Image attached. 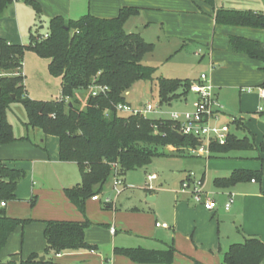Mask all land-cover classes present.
<instances>
[{
	"label": "trees",
	"instance_id": "1",
	"mask_svg": "<svg viewBox=\"0 0 264 264\" xmlns=\"http://www.w3.org/2000/svg\"><path fill=\"white\" fill-rule=\"evenodd\" d=\"M16 1L33 7L40 16L42 7L36 0H0V18ZM215 9L217 26L242 27L264 31V12L215 8V0H204ZM137 7H123L114 18H101L88 14L79 20H66L56 16L50 20L49 33L32 34L29 44H13L0 38V150L3 146L24 140L16 138L9 121L12 105L22 104L28 116L27 125L43 130L46 136L59 140V159L79 166L82 181L65 190L67 198L85 213L86 203L101 195L110 178L117 173L149 166L157 157L167 154L174 147L185 152L199 145L191 136L178 139L176 122L170 119H154L139 115H121L116 107L128 103L126 93L139 81H154L157 68L145 65L143 60L154 50L153 43L145 41L141 34L128 33L124 24L139 14ZM229 50L260 62L264 71V42L243 36L229 38ZM31 51L48 60L52 77L61 79V99L36 101L25 90L23 57ZM18 71V73H16ZM160 103H171L186 98L195 82L191 79L156 78ZM93 86L108 87V91L93 96ZM86 93L83 106L81 95ZM234 128L247 135L232 132L224 145H211V158L235 151L256 149L254 136L243 119H236ZM25 172L9 168L0 158V203L16 199V186ZM262 171L235 170L228 177L214 180L218 189L261 182ZM17 180L19 182H17ZM34 203V202H33ZM113 209L112 204H106ZM31 222L29 219L10 217L0 207V264H60L53 256L93 251L86 240L89 222L47 221L45 223V261L42 255L30 254L26 259L3 261L1 253L10 237ZM116 255L124 256L133 264H175L177 250L174 246L155 250L115 248ZM264 242L257 236H247L242 243H234L223 253L224 264H262ZM192 264H204L193 260Z\"/></svg>",
	"mask_w": 264,
	"mask_h": 264
},
{
	"label": "rangeland",
	"instance_id": "2",
	"mask_svg": "<svg viewBox=\"0 0 264 264\" xmlns=\"http://www.w3.org/2000/svg\"><path fill=\"white\" fill-rule=\"evenodd\" d=\"M222 2L239 10L251 9L250 7H257L260 3L264 4V0H215L220 7ZM16 4L20 5V26L16 22L5 23L3 32L0 31L7 35L8 41L19 45L29 44L32 34L40 33L46 36L49 33L50 18L46 16L43 8L39 16L33 7L23 1ZM181 6L184 9V6ZM137 8L140 9L139 14L130 16L124 28L128 33L141 34L145 41L153 43L154 50L144 58L143 63L157 68V72L154 81H139L134 84L127 96L128 102L133 107H138L140 104L145 106L152 104L155 112L150 113L148 117L154 119H171L174 113L185 115L194 112L193 105L198 97L193 92L188 93L186 98L175 99L171 103H160L156 78L163 76L195 80L202 74H208L210 56L204 46L206 43L200 41L199 35L192 38L193 41L189 40L190 42L185 43L188 40L183 41L175 36H180V33L175 31L178 28L169 26V29L165 28L162 31L158 26L146 24L151 8ZM160 12L162 11H157V14ZM190 25L184 27L182 31L191 33ZM146 26L147 30L144 29ZM20 32H23V38L20 37ZM180 45H183L182 50L177 53ZM48 64V60L40 58L34 52L27 51L24 54L22 72L26 76L25 90L33 100L57 101L62 97L60 80L50 75ZM4 75L6 74H3V71L0 72V80ZM224 93L220 98L225 109L222 123H227L233 117L240 118L241 114L235 110L239 106V98L236 95L230 97V93L226 95ZM80 97L84 106L86 93H82ZM254 100L248 110L243 112L246 115L247 128L254 136L257 145L255 150L235 151L220 157L206 158L189 156L186 151L179 152L176 148L170 147V153L155 158L149 166L127 172L121 178L124 183L118 188L120 195H116L114 190L115 178H110L101 196L113 198L115 203L113 209H103L104 204L101 203L92 205L91 199L87 202L85 215L92 224L88 231L94 240L89 243L94 246L93 249L97 253L95 258L97 264H102L107 259L109 264H131L128 258L115 254V247L160 249L162 243L156 241L160 235L171 237L172 244L179 251L202 263L220 261L224 264L222 251L231 243L244 242L246 227L253 232L260 231L264 235V113L260 112L264 109L259 111V100ZM230 105L235 109H231ZM9 120L14 126L15 136L28 135L36 140L45 136L43 130L26 124L28 116L22 104L12 105ZM232 130L238 136L247 135L245 132L236 130L234 126ZM48 137L50 138L47 142V150L44 152L52 155L58 151V139L54 136ZM13 157L15 161L11 163L12 166L23 167L29 163L17 155ZM240 166L247 167L245 169L249 171H262V181L256 185L251 184L250 181L243 182L229 189L215 187V178L226 176L229 169L234 170ZM74 168L75 172L71 174V179L76 181L79 178V167L74 165ZM26 171L27 174L16 186V199L6 200L7 206L2 209L14 218L29 219L31 222L24 228L18 229L20 239L17 256L11 254L8 256L7 243L1 253L3 261L12 258L17 260L20 256L27 257L30 231L36 226H42L39 218H35L36 215L42 213L53 217L51 213L55 210L51 207L49 196L45 195L47 189L43 180L49 178L56 185L63 179L60 177L62 174L55 171L36 178L29 170ZM190 173H193L197 179L205 175L203 179L205 191L216 200L217 214L214 217L213 213L197 203L189 192L182 191V182ZM154 174L157 179L149 185L148 175ZM228 193L234 195V203L229 211H225L224 208L229 202ZM243 194L253 196L247 207L242 206ZM258 194L263 195L262 200L254 198V195ZM34 196L38 197L36 203L31 202ZM151 196L156 199L148 200ZM67 200L77 210L68 198ZM240 200L241 203H239ZM57 210H60L59 207ZM157 221L174 227L168 231L157 229L155 226ZM112 227L118 231L115 236L111 234ZM42 235L46 242L44 232ZM82 252H88V250Z\"/></svg>",
	"mask_w": 264,
	"mask_h": 264
},
{
	"label": "crops",
	"instance_id": "3",
	"mask_svg": "<svg viewBox=\"0 0 264 264\" xmlns=\"http://www.w3.org/2000/svg\"><path fill=\"white\" fill-rule=\"evenodd\" d=\"M36 1L40 3L41 7L44 10V13L46 14L47 17L50 18V20L56 16H62L66 20H79L88 14L101 18H114L118 15L120 9H122L123 7L151 8L149 10L150 16L147 19L148 23L146 24H153L155 26H158L162 31H164L165 28L169 29V26H172L173 28L174 27L178 28L175 29V31L179 32L180 36L178 35L175 36L183 41L188 40L185 41V43L193 41L192 38H195L197 35H199L198 38H200V41L206 43V45L204 46H206L208 50L207 52L210 56L208 63L209 72L207 75L210 79V82L215 88V93L218 100L220 101L223 92H225L224 95L230 93L229 95L230 97L231 95L232 96L236 95L237 98H239V106L236 109L231 105L230 107L231 109L234 108L235 110H237V112L241 114V117L240 118L233 117V118L243 119V121L246 123V117H245L246 115L243 111L248 110L250 104H252V102L255 101L254 99L259 100L258 110L260 111L264 109V99L260 97L259 92L257 90L252 92L247 91L248 88L261 87L264 89V71L262 70L261 63L250 59L248 56L244 54L235 53L229 50V38L231 36H243L246 38L255 39L263 42L264 31L242 28V27L217 26L214 20L215 9L209 6L208 4H206L204 0H197V1L194 0H36ZM18 2L20 1H16L11 6H9L8 9L5 11L4 15L0 18L1 32H3L2 29L5 26V23L9 24V22L12 23L16 22L20 26V15H19L20 5L16 4ZM181 5L184 6V9ZM229 6L230 5H226L224 2H222L221 7L215 3V8H225V9L234 8L232 6L231 7ZM250 8L251 9H245V10L264 12L263 3L258 4L257 7H250ZM157 11H162V12L157 14ZM188 25L191 26L192 32L191 33L183 32L182 29L184 27H187ZM144 29L147 30V26L144 27ZM1 32H0V38L7 40V35L2 34ZM20 34H21L20 37L23 38V32L22 33L20 32ZM8 42L13 43L11 41ZM22 45H26V44H22ZM182 47L183 45H180L179 49H177L176 52L177 53L180 52L182 50ZM198 79L199 78H196L194 81L196 82ZM59 80L61 84V79ZM260 112L264 113V110ZM16 138H23L24 140L14 142L9 145H5L0 150V156H1L0 158L5 161L6 165L9 168L23 170L25 174H27L26 170H29V172L35 178L40 175L43 176L45 175V173H49L52 171L61 173L62 175H60V177H63V179L60 182H58L56 185H54V182L51 181L49 178H44L43 180V183L44 182L46 183V189H47L45 190V195L49 196L48 197L49 201H51L52 203L51 207L55 210H53V213H51L53 214V217L42 213L40 214L38 213L36 215L35 218H39V221H41L42 226H36L35 229H32L30 231V238H29L30 242L26 250L28 254L27 257L32 253H38L40 255L42 254L44 255L46 242H44L42 232L45 231V227H46L45 223L47 221H75V222L88 221L90 225L86 229V240L88 243L94 242L92 234H90L88 231L90 230L91 228L90 226L92 224L87 219L85 213H82L78 209L75 210V208L68 202L64 194L66 189L73 188L79 185L82 181L80 169H79V178H77L76 181L75 180L73 181V179H71V174H74L75 172L74 165L79 167L77 163L62 162L59 159V140H58V151H55V153L49 155L48 153L46 154L44 151L47 150V142L50 137L45 135L44 138L36 140V139H31L28 135L26 136L20 135V136H16ZM167 150L168 153H170L171 149L168 148ZM15 155L19 156L20 158H24L22 160L29 161V163H27L23 167L22 166L18 167L17 165L12 166L11 163L15 161L13 159L14 158L13 156ZM245 168L247 167L240 166V168H236L234 170L231 168L228 170V175L217 178L228 177L235 170H240V169L247 170ZM186 177L184 178V180L186 179ZM202 177L205 178V175H203ZM257 183L258 182L253 183L251 181V184L253 185H256ZM229 194L230 193H228V195ZM106 197L112 198L111 196H106ZM252 197L253 196L249 194H243L241 197L242 206L247 207ZM104 198L105 197L100 195L99 201H94L91 199L90 204L94 205V203H101L104 204L103 209H108L106 204L103 202ZM149 198L150 201H154L156 199V197H152V196ZM254 198L255 199L259 198L260 200H262L263 195L262 194L254 195ZM37 199L38 197L34 196L31 198V202L36 203ZM239 203H241V200L239 201ZM114 204L115 203H113L112 205L115 207ZM58 207L60 210H57ZM225 211L227 210L225 209ZM210 213H213V217H214L217 214V209H215V211H212ZM58 214L61 215L58 216ZM158 222L159 221H157L156 223ZM168 225H169L168 229H163L158 227L156 228L160 230L168 231L169 229H172L174 227L170 224ZM245 229L247 233H245L244 238L247 236H257L264 242L263 233H261L260 231L253 232L249 230L247 227ZM117 232L118 231L115 229V233L111 232V234L115 236ZM255 233L258 234L259 236L256 235ZM170 238L171 237H167L165 235H160V237L156 238V241L162 243V248L155 250L165 249L171 245L174 246ZM172 238H174L173 235ZM19 239H20V232L19 230H17L10 237L8 241V256L10 254L13 256H17L19 250L18 247ZM34 239L37 240L34 241ZM232 244L234 243H231L230 245ZM115 248H128V247H115ZM227 249H225L222 252H225ZM176 250L177 253H176L175 264H192L193 260H197L193 257L187 256L186 254L179 251L177 248ZM27 257L24 258L20 256V259H26ZM96 257H97V253L95 250H93L90 252L81 251L75 253L61 254V255L53 256L52 258L53 260H55L60 264H97V261H95ZM102 264H109V259H107ZM204 264H222V263L220 261H218L217 263H210L209 261H206V263ZM262 264H264V262Z\"/></svg>",
	"mask_w": 264,
	"mask_h": 264
},
{
	"label": "built area",
	"instance_id": "4",
	"mask_svg": "<svg viewBox=\"0 0 264 264\" xmlns=\"http://www.w3.org/2000/svg\"><path fill=\"white\" fill-rule=\"evenodd\" d=\"M257 90L260 97L264 99V89L259 88H248V92ZM93 96H97L100 93L107 92L108 87L103 86H93ZM191 92L197 95V101L194 103V112L186 113L181 115L179 113H174L170 120L176 122L178 130L176 132L183 136H191L199 141V145L196 147H190L186 149L189 156L193 157H206L211 156V145L219 144L224 145L228 140L230 134L233 132L232 126L236 118H231L227 123H222V117L224 116V106L218 100L215 88L210 82L207 74H202L199 79L194 82L191 86ZM129 96V92L126 93ZM117 111L124 116L128 115H139L143 117H148L152 112H155V107L152 104H147L146 106L140 104L138 107H133L129 102L125 104H119L116 107ZM115 183L114 190L116 195H120L119 186L123 184L122 176L117 173V165H114V175ZM157 179V176L148 175L149 185ZM204 178L197 179L193 173L188 174L187 178L182 183V191L189 192L190 195L194 197L197 203L204 206L207 211H215L216 200L214 197L210 196L204 188ZM255 183V181H252ZM152 190V186H150ZM234 195L229 194V202L225 206V209L230 210L232 204L234 203ZM94 201L100 200V195L94 196L92 198ZM105 204H113V199L109 197L104 198ZM1 207H5L4 202L0 203ZM156 227L168 229L169 225L166 223H156ZM112 233H115V228L111 229Z\"/></svg>",
	"mask_w": 264,
	"mask_h": 264
},
{
	"label": "water",
	"instance_id": "5",
	"mask_svg": "<svg viewBox=\"0 0 264 264\" xmlns=\"http://www.w3.org/2000/svg\"><path fill=\"white\" fill-rule=\"evenodd\" d=\"M174 135H175L178 139H180V140H183V139H184V136L181 135V134L178 133V132H174ZM166 152L168 153V150H166ZM17 182H19V181L17 180ZM149 200H150V198H149ZM153 200H154V199H153ZM40 260H41V261H45V260H46V256H42Z\"/></svg>",
	"mask_w": 264,
	"mask_h": 264
}]
</instances>
